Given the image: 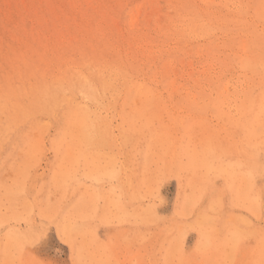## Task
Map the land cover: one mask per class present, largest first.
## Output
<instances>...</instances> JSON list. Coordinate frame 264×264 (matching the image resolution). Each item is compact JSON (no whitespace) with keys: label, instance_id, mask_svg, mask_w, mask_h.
I'll use <instances>...</instances> for the list:
<instances>
[{"label":"rangeland","instance_id":"374dc122","mask_svg":"<svg viewBox=\"0 0 264 264\" xmlns=\"http://www.w3.org/2000/svg\"><path fill=\"white\" fill-rule=\"evenodd\" d=\"M232 1L0 0V264H264V171L234 157L264 36Z\"/></svg>","mask_w":264,"mask_h":264},{"label":"bare ground","instance_id":"6f19581e","mask_svg":"<svg viewBox=\"0 0 264 264\" xmlns=\"http://www.w3.org/2000/svg\"><path fill=\"white\" fill-rule=\"evenodd\" d=\"M197 1L198 0H190L189 3L191 6L201 7V4H199ZM204 2L209 3L210 0H204ZM204 9L206 10V8ZM237 12V15H235L237 21L235 28H240L246 33H251L257 35L258 37L264 36L262 34V31L264 32V29L259 30L260 25H264V0H242L238 5ZM212 15L214 17H218L216 14ZM249 59L250 60L248 61L251 62H246L249 65L252 62H259L260 64H262L263 72L261 74V90L263 91V94H261L262 97L258 100L257 104H253L251 100L248 99V101H243V103H241L240 106H238L236 109V114L240 115L241 117L240 121L237 122V128L238 130H241L243 133H245V139L242 138L241 133L237 134V131H235L239 144L237 146V151L234 157L237 158L240 163H242V165L248 166L252 170L251 172H248V175L250 178L251 188L253 189L257 183L256 178L264 171V56H257L256 58H254L253 56H249ZM244 61L245 60L242 59L240 60V63L246 64L244 63ZM33 76H36V74L33 73ZM82 77L83 79L80 80L78 84L69 89V97L67 96L66 101L68 102L71 99V101L75 102L77 105H83V107H85L84 114H86L88 113L87 107H90L93 104L100 103L103 92L99 90L100 88H98L94 82H90L84 76ZM35 84H37V82H35ZM8 88L11 92H13L12 89L14 90V85L9 84ZM22 88V84L19 83L17 90L20 91ZM145 89L146 90H144V88L140 89V87L137 90L135 89V96L133 95L134 98H131L130 93L133 94V92H130L126 97L125 102L131 103V99H133L132 102L138 107H146L151 105L152 102L155 101V97H157V90L153 87ZM109 124L110 123L108 121L99 117L98 120L93 122L91 127H88V134H91V132L89 131L90 129L94 130L96 134H99V132L103 131L102 128L108 127ZM33 134H35L34 138L37 140V142H39L38 137H40V134L38 132ZM230 135H232V133H230ZM126 174L127 176H125V181L123 182V184L126 192L130 194L133 188L132 176L128 173V171L126 172ZM4 216L6 217V213L4 214ZM27 224L29 223L27 222ZM11 246L12 245H10V247ZM12 248L14 249V247Z\"/></svg>","mask_w":264,"mask_h":264}]
</instances>
